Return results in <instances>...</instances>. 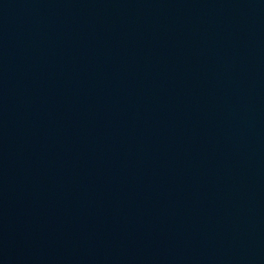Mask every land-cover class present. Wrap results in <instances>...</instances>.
Returning <instances> with one entry per match:
<instances>
[{
  "label": "water",
  "instance_id": "95a60500",
  "mask_svg": "<svg viewBox=\"0 0 264 264\" xmlns=\"http://www.w3.org/2000/svg\"><path fill=\"white\" fill-rule=\"evenodd\" d=\"M128 264H264V0H6Z\"/></svg>",
  "mask_w": 264,
  "mask_h": 264
}]
</instances>
